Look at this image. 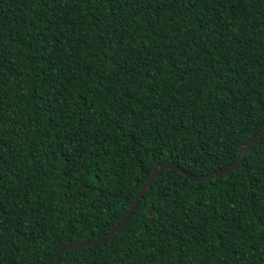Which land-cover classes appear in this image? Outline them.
<instances>
[{"label": "trees", "instance_id": "trees-1", "mask_svg": "<svg viewBox=\"0 0 264 264\" xmlns=\"http://www.w3.org/2000/svg\"><path fill=\"white\" fill-rule=\"evenodd\" d=\"M264 125V0H0V264L105 232L151 168ZM60 264H264V134L161 169Z\"/></svg>", "mask_w": 264, "mask_h": 264}, {"label": "water", "instance_id": "water-1", "mask_svg": "<svg viewBox=\"0 0 264 264\" xmlns=\"http://www.w3.org/2000/svg\"><path fill=\"white\" fill-rule=\"evenodd\" d=\"M262 134H264V125L260 129L251 133L249 136H247L243 140V142L236 149L235 156L230 162L221 166L218 169L211 170L206 173L191 174L190 172L182 169L181 167L177 166L171 161H164V162L155 164L151 168V170L148 172V174L146 175L144 181L141 183V185L135 192L133 198L130 200L126 208L123 210L122 214L105 232L101 233L100 235L94 238L87 239V240H76V239L66 240L60 246H58L57 249L55 250L54 257H53V264H60V255L64 250L75 248V247H81V246H91L93 244H96V243H99L105 240L111 233L116 231L118 227L121 226L123 222L127 219V217L131 213L134 206L137 204L139 199L143 196V194L149 187L150 183L152 182L154 177L157 175V173L161 169L167 168V169L175 170L181 173L182 175H184L187 179L191 181H200V180L216 177L232 169L233 167L237 166L242 161L244 155L249 151V148L252 142L256 140L257 138H259Z\"/></svg>", "mask_w": 264, "mask_h": 264}]
</instances>
